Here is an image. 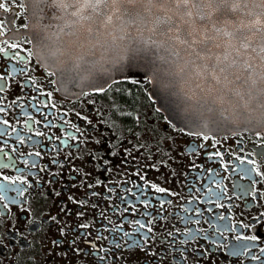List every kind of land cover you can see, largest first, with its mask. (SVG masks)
Here are the masks:
<instances>
[{
  "label": "flooded vegetation",
  "instance_id": "flooded-vegetation-1",
  "mask_svg": "<svg viewBox=\"0 0 264 264\" xmlns=\"http://www.w3.org/2000/svg\"><path fill=\"white\" fill-rule=\"evenodd\" d=\"M0 3V264H264V128L182 130L140 75L62 91Z\"/></svg>",
  "mask_w": 264,
  "mask_h": 264
},
{
  "label": "snow or ice",
  "instance_id": "snow-or-ice-1",
  "mask_svg": "<svg viewBox=\"0 0 264 264\" xmlns=\"http://www.w3.org/2000/svg\"><path fill=\"white\" fill-rule=\"evenodd\" d=\"M44 4L55 5L73 18L67 25L72 30L66 33L69 39L65 41L68 71L91 76L108 61L107 54L112 56L110 62L120 64L119 70L124 71L128 57L122 53L135 42L132 60L149 47L163 52L159 58L171 61L174 74L194 83L188 99L195 100L209 119L218 124L242 121L264 126V0H33V16L39 17ZM0 9L8 10L4 3ZM3 28L4 21L0 20V36L5 35ZM20 47L13 43L0 47V53ZM79 49L85 51L74 57L73 50ZM18 57L17 52L13 59ZM127 71L135 74L132 63ZM95 90L106 91L102 87ZM243 171L250 174L252 169ZM151 187L166 191L155 184ZM17 192L23 194L22 189ZM244 247L237 246L232 254H241Z\"/></svg>",
  "mask_w": 264,
  "mask_h": 264
},
{
  "label": "water",
  "instance_id": "water-1",
  "mask_svg": "<svg viewBox=\"0 0 264 264\" xmlns=\"http://www.w3.org/2000/svg\"><path fill=\"white\" fill-rule=\"evenodd\" d=\"M27 6L30 18L28 33L32 38L36 57L44 67L55 73L57 85L62 91L78 94L96 91L95 89L100 87L105 89L114 81L130 75L127 65L132 63L134 75L148 79L150 98L155 102L156 108L168 121L182 130L191 133H222L264 128L255 122L225 121L218 124L209 119L208 115L196 105L195 100L188 99L195 88L194 83L186 81L182 75H175V67L171 65V61L166 63L159 58L164 55L163 52L149 47L136 54V59L132 60L131 47L136 46L135 42L127 53H122L128 57L124 61V71L119 70L120 64L110 62L112 60L110 54H107L108 61L103 63L102 68L91 76L68 71L69 64H66L65 60L69 49L65 41L69 39L66 33L72 30L67 25L73 18L55 5L47 4L41 5L43 12L37 18L33 16V0H27ZM84 51V49L73 50V56H78ZM169 72L173 74L169 75Z\"/></svg>",
  "mask_w": 264,
  "mask_h": 264
}]
</instances>
